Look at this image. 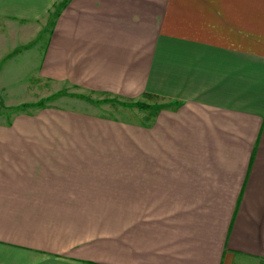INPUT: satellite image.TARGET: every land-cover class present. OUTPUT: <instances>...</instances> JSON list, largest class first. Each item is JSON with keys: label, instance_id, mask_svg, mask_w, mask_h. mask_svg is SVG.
Instances as JSON below:
<instances>
[{"label": "crops", "instance_id": "1", "mask_svg": "<svg viewBox=\"0 0 264 264\" xmlns=\"http://www.w3.org/2000/svg\"><path fill=\"white\" fill-rule=\"evenodd\" d=\"M0 22L38 27L5 57L41 79L160 101L0 123V264H264V0H0Z\"/></svg>", "mask_w": 264, "mask_h": 264}, {"label": "rangeland", "instance_id": "2", "mask_svg": "<svg viewBox=\"0 0 264 264\" xmlns=\"http://www.w3.org/2000/svg\"><path fill=\"white\" fill-rule=\"evenodd\" d=\"M37 29V26L27 27L23 35L17 37L15 32L18 30L14 28V25L7 26L0 22V50L4 52L0 61V123L6 124L15 114L37 115L40 109L46 108L106 116L131 123H147L151 120L152 106L141 107L145 103H159V100H147L144 103L127 102L103 94H95L82 88L60 85L38 77L36 59L32 55L29 62L25 61L26 59L10 60V52L5 57L8 49L13 45L21 48L23 40H26L31 33H38ZM47 33L48 31H41V41L39 45L35 43L30 45V54H36V51L41 52L40 45L43 44L42 40L47 38ZM24 66H26L25 75ZM39 103H41L40 107H38Z\"/></svg>", "mask_w": 264, "mask_h": 264}, {"label": "trees", "instance_id": "3", "mask_svg": "<svg viewBox=\"0 0 264 264\" xmlns=\"http://www.w3.org/2000/svg\"><path fill=\"white\" fill-rule=\"evenodd\" d=\"M38 105H39L38 107H40V106H41V103H39ZM148 107H149V106L145 104V105H143L141 108H148Z\"/></svg>", "mask_w": 264, "mask_h": 264}]
</instances>
